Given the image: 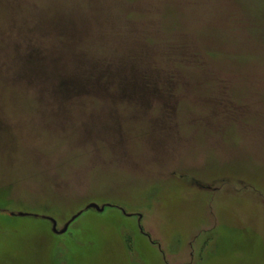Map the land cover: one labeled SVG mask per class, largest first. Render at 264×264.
<instances>
[{
    "label": "rangeland",
    "instance_id": "1",
    "mask_svg": "<svg viewBox=\"0 0 264 264\" xmlns=\"http://www.w3.org/2000/svg\"><path fill=\"white\" fill-rule=\"evenodd\" d=\"M0 264H264V0H0Z\"/></svg>",
    "mask_w": 264,
    "mask_h": 264
},
{
    "label": "water",
    "instance_id": "2",
    "mask_svg": "<svg viewBox=\"0 0 264 264\" xmlns=\"http://www.w3.org/2000/svg\"><path fill=\"white\" fill-rule=\"evenodd\" d=\"M89 207H94V208H96L99 211H103L104 210L103 207H100V206H98L97 204H94V203L90 204ZM77 216H79V214H77L76 216H74L72 220H74ZM52 221H53V224H54V231L55 232H57V233H64V232L67 231L69 224H66V226L63 228V230L58 231L57 226H56V224H57L56 221L54 219H52Z\"/></svg>",
    "mask_w": 264,
    "mask_h": 264
}]
</instances>
